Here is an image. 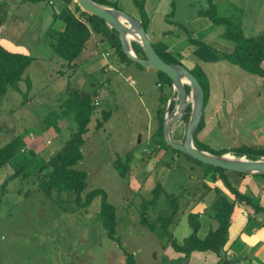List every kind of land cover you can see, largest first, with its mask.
Returning <instances> with one entry per match:
<instances>
[{
  "label": "rangeland",
  "instance_id": "374dc122",
  "mask_svg": "<svg viewBox=\"0 0 264 264\" xmlns=\"http://www.w3.org/2000/svg\"><path fill=\"white\" fill-rule=\"evenodd\" d=\"M51 1L0 0V44L10 51L32 56L17 88L6 87L0 99V145L19 133L26 140L21 150L29 146L46 158L74 128L71 108H65L67 96L74 88L90 94L96 107L83 134L81 158L75 165L86 173L85 189H103L106 200L113 204L118 242L106 235L98 216V196L77 206L65 199L64 192L57 197L53 191L46 193L32 174L10 175L12 168L5 163L0 166V264H124L125 252L131 253L135 264H157L154 255L159 254L160 244L140 219L142 200L151 197L150 189L156 183L172 194L185 193L186 188L194 190L202 167L181 154L171 157L169 149L155 148L156 143L149 142L156 125L155 107L159 100L155 97L166 91L155 70L119 59L113 48L102 44L96 35L88 38L74 68L67 67L53 54L49 42L63 22L53 20L51 12L57 11L63 2ZM110 1L126 12H136L132 0ZM228 1L216 0L217 14L237 19L244 35L264 32V0ZM203 2H166L169 24L155 14L161 13L160 7L145 25L157 50L160 44L154 42L159 40L161 30L169 28L160 40L171 45L169 52L178 55L184 66L188 61L180 56L190 55V49L207 54V47L226 51L231 46V41L221 36L223 24L196 15L195 10ZM192 40L204 44L197 45ZM197 51L196 57H201ZM199 64L207 91L214 92L219 86L220 96L205 102L196 140L213 151L264 145L261 76L247 73L226 59ZM260 66L264 69V61ZM24 77L29 79L28 87ZM100 108L109 114L96 126ZM49 110L65 114L55 119L57 129L45 128L41 121ZM179 122H173L169 128V135L176 140H181L185 126V122ZM117 156L127 160L129 170L125 176H120L111 164ZM213 189H218L217 185L213 184ZM184 199L182 196L180 202ZM164 200L160 191L155 203L144 207L148 218H153L151 211ZM179 217L174 233L186 235L190 230L186 214ZM180 226L186 229L181 230ZM205 229L202 224L199 235Z\"/></svg>",
  "mask_w": 264,
  "mask_h": 264
},
{
  "label": "trees",
  "instance_id": "16d2710c",
  "mask_svg": "<svg viewBox=\"0 0 264 264\" xmlns=\"http://www.w3.org/2000/svg\"><path fill=\"white\" fill-rule=\"evenodd\" d=\"M28 1L33 2L36 0ZM94 1L117 7L115 1ZM62 2L63 3L57 11L53 10L51 12V18L53 20L56 18L60 19L63 22V26L56 32L51 30V32L54 33L49 44L53 54L62 59L67 67L74 68L77 56L84 48L88 38L92 35H96L101 40L102 44L113 48V52L119 59L125 58L128 61H132L120 50L119 41L115 35V31L108 27L102 18L80 9L74 0H62ZM132 2L136 6L139 13V21L145 29L147 18L143 9V0H132ZM196 14L206 16L212 22L223 24L224 30L222 31L221 36L231 41L232 47L230 51L219 52V54L229 62L238 65L247 73L258 74L261 76L264 83V69L260 66V61L264 58V32L244 35L239 27L238 20L231 16L217 14L216 6L211 0H207V4L205 6L197 9ZM192 41L197 45L204 44L203 41ZM130 44L138 55L143 56L142 50L136 41L130 40ZM207 48L215 51L212 47ZM155 50L163 60L169 63H180L179 59H177L178 55H173L169 51L157 50L156 48ZM31 59L32 56L30 54L10 51L0 44V99L6 87L10 86L17 88V82L21 78V74ZM134 63L141 66L136 62ZM61 65H63V63ZM188 70L197 78L201 86L203 107L206 102V95L208 94L205 74L198 63L193 64L190 68H188ZM155 71L163 79L167 90H169L170 79L160 70L155 69ZM199 78H202L203 81ZM24 80L26 87H28L30 84L29 79L24 77ZM184 88L185 91H188L189 87L187 84H184ZM158 99L159 102L155 107L156 125L151 133L149 142L156 143L155 148L160 147L164 150L169 149L171 151L169 156L171 157L177 153L192 160L195 164L202 167V175L207 173L215 175L228 193L232 195V198L221 190L215 191L212 200L205 206V212L215 220L216 225L215 227L208 229L201 237L197 235V229L199 227L197 213L187 211L186 220L190 230L188 234L183 236L181 239H176L171 233L170 225L176 223L180 213L184 212V207L187 208V206L191 204L190 201H193L196 191L186 188L183 190L185 193L179 191L176 194H172L163 191L162 187L158 183L154 184V186L150 189L152 193L151 197L149 199L142 200L144 206L142 207L140 219L147 224L151 232H154L161 248L169 245L173 250L181 253V255L174 258H167L162 255V257L156 262H158L157 264H185L190 251L210 250L219 256L218 262L226 263V261L221 258L222 245L226 239L227 226L229 224L235 202L243 200L244 202L250 203L254 210L262 212H264V206H259L257 204V198H255V196L248 195L237 190L225 174V170L227 169L203 163L168 145L163 140L161 123L167 93L159 95ZM65 105V108H71L74 128L57 149L52 151V153H50L46 158L39 156V154L29 146L21 150L22 145H24L26 140H24L23 136L19 133H16L0 145V166L5 163L9 164L12 168V173L10 175L19 172L24 175L32 174L37 180L36 182L39 188L44 190L46 193L53 191L57 197L60 192H64L67 195L65 199L73 201L77 206H79V204H86L93 197L98 196V216L105 229L106 235L118 242V238L115 235V215L113 204L106 200L103 189L99 187L85 189L86 173L83 169L78 168L75 165L81 158L80 146L83 142V134L86 132V126L90 119V115L95 110L96 101L95 99H92L90 94L74 88L70 92V96H67V104ZM171 105L172 100L170 101L168 108H170ZM188 112L189 105L187 104L184 113L175 121L180 120L179 123L186 122ZM99 113L100 118L96 119V126H99L102 120H105L109 111L100 108ZM64 115V112L55 113L52 110H49L43 116L41 121L43 122L45 128L52 126L57 129L55 119ZM201 125L202 113L192 133L193 144L200 149H205L213 153L227 151V149L213 151L201 145L195 137V134ZM170 136L176 140L175 137L172 135ZM231 153L235 155L245 154L248 158H255L257 155H264V145H242L236 147L235 149H231ZM111 164L120 176L127 175L129 166L126 159L122 160L119 156H117ZM236 172L239 174H245V172ZM254 174L264 177V173ZM202 187H206L204 182L202 183ZM160 191L163 192L165 200L162 204L156 205L157 208L155 210L153 209L151 211L154 216L150 219L148 218V215L145 214V211H143L145 209L144 207L154 204ZM180 196L185 197L183 203L180 202ZM124 264H135L131 253L125 252Z\"/></svg>",
  "mask_w": 264,
  "mask_h": 264
},
{
  "label": "crops",
  "instance_id": "0c3cea01",
  "mask_svg": "<svg viewBox=\"0 0 264 264\" xmlns=\"http://www.w3.org/2000/svg\"><path fill=\"white\" fill-rule=\"evenodd\" d=\"M174 1L175 0H143V9L145 11L147 18L146 27L148 26V23L150 22V19L153 16V14L160 7H161V13H158L157 11L155 14H159L160 17L169 24V19L167 18L169 11H167V9H164V6L166 5V2L167 3L169 2V4L172 5ZM211 1L216 6V0H211ZM231 1L232 0H229L228 3ZM203 4H204L203 6H205L207 4V0H204ZM200 7H198L197 9H199ZM197 9L195 10V13ZM135 11H136L135 13H131V14H133L135 17L139 19V13L137 11V8ZM227 16H229V14ZM148 30L151 31L149 27ZM169 31H170L169 28H165L161 30L159 35L160 37L158 36L159 40L154 42L160 44L159 46L160 50H164V51L171 50L170 48L171 45L166 44L162 40H160V38L163 37L164 33L165 32L167 33ZM146 34L149 38L147 30H146ZM149 41L151 42V44H153L150 38ZM231 47L232 45L229 46L228 49H225L226 51L215 48H214L215 51H213L210 50L209 48H206L205 51L207 54H205L203 51L190 49L189 51L191 54L188 55L187 54L188 51H185L187 55H181L180 59L181 60L183 59L185 62L186 60L188 61L187 62L188 64L185 65L188 68H189L188 65L190 64L192 66L193 64L195 63L199 64L200 62L213 63L219 60H224V58L219 54V52H228L230 51ZM196 51L199 53L197 56H201V57H196L195 55ZM184 56H186L187 58L189 56L190 57L186 59V57ZM263 61L264 58L260 61V64H262ZM148 68L155 70L154 68L146 67V69ZM211 68L213 69V67ZM218 88L219 86H217L214 92L212 91L211 93L208 92L209 96H207L206 102H208L212 96L214 97V100L216 99L217 96H220L219 95L220 92L217 90ZM165 89H166L165 93H167V98H168L171 88L167 90L166 87ZM158 96L159 95L154 97L157 98V100H159ZM210 103L211 102H209V104ZM203 107H202V112H203ZM225 174L229 179V181L231 182V184L237 190L246 193L248 195L255 196V198H257V204L259 206H264V177L258 176L254 173L239 174L236 171L230 169L225 170ZM201 175H202V170H201ZM216 178L217 177L215 175H212L211 173H207L205 175H202L199 181L197 182L195 181L193 186H194V190L197 192L195 193L194 197L192 196L194 199L192 202L190 201L191 204L187 206V208L185 209L186 211L183 212L186 214L187 211H193L197 213L198 217H200L199 227L197 229V235L199 237L203 236L208 229L213 228L216 225L215 220L205 212V206L209 204V202L212 200L215 191L221 190L224 193H226L230 198H232V195L228 193V191L225 189V187L222 184L220 185L218 183V180ZM203 182L206 184L205 188L202 187ZM213 184L217 185L218 189H213ZM183 213H180V215ZM179 218L176 221V223L170 225L171 233L176 239H181L183 236H185V235L177 236L174 233L175 226L179 224ZM202 224L205 225L206 229L204 234L199 235L200 232L199 228L202 227ZM179 229L185 230L186 227L180 226ZM162 255L166 256L167 258H174L178 255H181V253L173 250L169 245H167L164 248L160 247L159 254L157 253L156 255H154L155 260L157 261L159 258L162 257ZM221 258L224 261H226V263L218 262L219 256H217L214 252L210 250H192L188 254L185 264H264V212L259 210H254L253 206L250 203L244 202L243 200H239L235 202L230 216V221L227 226L226 239L222 245Z\"/></svg>",
  "mask_w": 264,
  "mask_h": 264
},
{
  "label": "water",
  "instance_id": "95a60500",
  "mask_svg": "<svg viewBox=\"0 0 264 264\" xmlns=\"http://www.w3.org/2000/svg\"><path fill=\"white\" fill-rule=\"evenodd\" d=\"M74 1L80 9L99 16L108 27L115 31L119 48L129 59L143 67L160 70L170 79L171 90L166 100L161 123L162 138L168 145L203 163L245 173H264V155L248 158L245 154L235 155L230 150L213 153L193 144L192 133L202 112L201 86L197 78L182 63H169L159 56L137 17L118 7L101 4L94 0ZM132 34L134 36H131ZM130 40L139 44L143 56L134 51ZM184 84L188 85V91H185ZM188 97H191V100ZM171 100L172 105L168 109ZM187 104L189 112L183 135L181 140H175L169 135V128L171 123L184 113ZM225 153H229V156Z\"/></svg>",
  "mask_w": 264,
  "mask_h": 264
},
{
  "label": "bare ground",
  "instance_id": "6f19581e",
  "mask_svg": "<svg viewBox=\"0 0 264 264\" xmlns=\"http://www.w3.org/2000/svg\"><path fill=\"white\" fill-rule=\"evenodd\" d=\"M131 36H134L133 34ZM189 100H191V97H188ZM227 156H229V153H225Z\"/></svg>",
  "mask_w": 264,
  "mask_h": 264
},
{
  "label": "built area",
  "instance_id": "2783aa9c",
  "mask_svg": "<svg viewBox=\"0 0 264 264\" xmlns=\"http://www.w3.org/2000/svg\"><path fill=\"white\" fill-rule=\"evenodd\" d=\"M48 2H50L51 0H47Z\"/></svg>",
  "mask_w": 264,
  "mask_h": 264
}]
</instances>
